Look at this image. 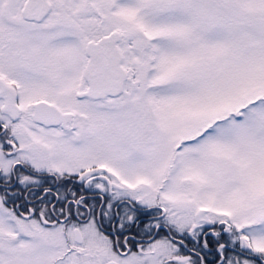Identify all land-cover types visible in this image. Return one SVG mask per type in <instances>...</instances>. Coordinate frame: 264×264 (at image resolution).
I'll return each instance as SVG.
<instances>
[{"label": "snow or ice", "instance_id": "6c2138e0", "mask_svg": "<svg viewBox=\"0 0 264 264\" xmlns=\"http://www.w3.org/2000/svg\"><path fill=\"white\" fill-rule=\"evenodd\" d=\"M0 264H264V0H0Z\"/></svg>", "mask_w": 264, "mask_h": 264}, {"label": "flooded vegetation", "instance_id": "af4514ba", "mask_svg": "<svg viewBox=\"0 0 264 264\" xmlns=\"http://www.w3.org/2000/svg\"><path fill=\"white\" fill-rule=\"evenodd\" d=\"M44 188H49L51 189V191L46 193L44 191ZM80 188L81 183L78 179L55 181L53 177L49 176L44 182L42 188H34L33 193L25 192L20 196L16 203L25 205L27 200H32L36 206H39L41 203V200L39 198L44 197V203L49 204V206L55 205L57 208H59L62 206L63 201L58 199V196H67L68 199H71L72 197L68 190L71 189L79 195L81 194ZM9 207H12V205L10 204ZM20 211H24V207H21ZM160 235H164V233L162 232Z\"/></svg>", "mask_w": 264, "mask_h": 264}]
</instances>
